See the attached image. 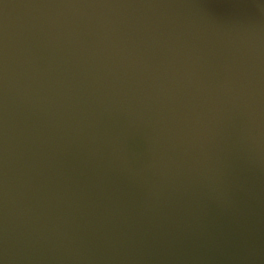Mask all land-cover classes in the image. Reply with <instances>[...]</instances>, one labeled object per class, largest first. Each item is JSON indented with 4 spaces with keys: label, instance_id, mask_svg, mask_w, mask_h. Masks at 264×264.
<instances>
[{
    "label": "water",
    "instance_id": "water-1",
    "mask_svg": "<svg viewBox=\"0 0 264 264\" xmlns=\"http://www.w3.org/2000/svg\"><path fill=\"white\" fill-rule=\"evenodd\" d=\"M0 264H264V0H0Z\"/></svg>",
    "mask_w": 264,
    "mask_h": 264
}]
</instances>
